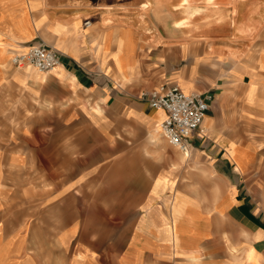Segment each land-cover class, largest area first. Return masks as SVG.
I'll list each match as a JSON object with an SVG mask.
<instances>
[{
    "label": "crops",
    "instance_id": "1",
    "mask_svg": "<svg viewBox=\"0 0 264 264\" xmlns=\"http://www.w3.org/2000/svg\"><path fill=\"white\" fill-rule=\"evenodd\" d=\"M51 1L0 0V264H264V44L200 78L175 68L173 51L188 47L173 42L188 35L155 46L139 27H87L91 10L65 17ZM41 44L62 55L56 69L12 64ZM165 84L213 96L189 154L139 97ZM98 151L136 173L120 208L88 206L101 195Z\"/></svg>",
    "mask_w": 264,
    "mask_h": 264
},
{
    "label": "rangeland",
    "instance_id": "2",
    "mask_svg": "<svg viewBox=\"0 0 264 264\" xmlns=\"http://www.w3.org/2000/svg\"><path fill=\"white\" fill-rule=\"evenodd\" d=\"M179 1L170 0V7L178 6ZM240 1L245 4L239 6L240 15L236 21H238V27L242 30L230 25L231 10L236 5V2L232 3V0H220V10L223 14L228 12L229 15L227 19L218 22L215 19L204 20L195 13L177 11L175 8L173 13H169L164 6L158 8L155 0H53L51 5L57 7L65 17L91 10L93 17L90 21L93 22L101 17H107L109 22L120 19L125 24L139 27L146 36L150 37V40L154 41L155 46L162 43L164 38L180 39L181 35H188L189 42H173L188 47L184 55L180 50L173 51L172 57L175 68L196 70L200 78H205L206 75L214 77L218 75V72L224 73L235 65V60L237 63L243 62L246 52L257 55L262 44H264V0ZM204 3L205 0H196L192 5L193 7L200 6V8H204L202 7ZM182 18L193 21H191L188 34L175 27V22ZM206 54L207 58L205 59ZM209 55L213 57L211 58ZM197 58H200V65H196ZM204 59L213 60L205 62ZM217 59L221 62H217ZM92 157L93 176L102 179L101 184L94 187V190L101 195L99 201L88 203V206L93 210L120 208L122 203L115 199L122 191L123 186L121 184L126 176L136 175L129 165V160L124 158V155H115L112 152L106 153L104 151L93 153ZM161 167L162 164L158 161V173L161 171ZM143 174L142 171L141 177H143ZM13 176L20 177L19 174L14 172ZM17 188L20 189V186ZM33 188H36V186ZM83 204L77 203L78 206H83ZM24 207L26 206L24 205ZM7 208L19 210L22 208V203L20 201L8 202ZM13 220H20V218H13Z\"/></svg>",
    "mask_w": 264,
    "mask_h": 264
},
{
    "label": "built area",
    "instance_id": "3",
    "mask_svg": "<svg viewBox=\"0 0 264 264\" xmlns=\"http://www.w3.org/2000/svg\"><path fill=\"white\" fill-rule=\"evenodd\" d=\"M90 20L85 22L89 26ZM62 55L45 44L31 46L13 55L15 66L30 65L42 73H49L61 64ZM140 99L156 110L165 111L161 132L168 143L187 153L193 135L201 133L204 119L213 96L210 93H186L177 84H165L153 91H142Z\"/></svg>",
    "mask_w": 264,
    "mask_h": 264
},
{
    "label": "bare ground",
    "instance_id": "4",
    "mask_svg": "<svg viewBox=\"0 0 264 264\" xmlns=\"http://www.w3.org/2000/svg\"><path fill=\"white\" fill-rule=\"evenodd\" d=\"M170 1V0H169ZM169 1H164V0H155V4L156 6L159 8H161V6L163 7H166V9L168 10L169 13H173L174 11V8L180 11H188V12H192V13H195L197 15H200V12L201 11H204L205 13H207L208 15L210 16H213V15H216L219 17L218 20H225L228 18V12L227 14L224 13L219 10L218 8H220L221 6L219 5L220 4V0H205V3L202 7H205V8H200V6L198 7H193L192 3L196 0H180L178 2V6H173L172 8L170 7L171 3L169 4ZM245 1V0H244ZM233 2H236V5L233 6V9L231 10V20L230 21V25H232L234 28H239L238 27V21L237 18H239V15H240V8L239 6L245 4L243 1H240L239 0H232V3ZM146 8V7H144ZM211 8H215V10H212ZM232 8V7H230ZM251 8V7H250ZM226 11V10H225ZM229 12H230V9H229ZM107 20V19H106ZM111 21V20H110ZM191 21L192 20H189V19H185V18H182L180 20H177L175 22V27L179 28L180 30H183L185 32V34H188L190 32V24H191ZM193 22V21H192ZM106 23H109L106 22ZM86 25V24H85ZM91 26V22L89 24V26L87 27H90ZM174 28V27H173ZM245 28V27H244ZM240 30H242V28H239ZM171 30V29H170ZM176 31V30H175ZM172 32V30H171ZM178 33V32H177ZM243 33V32H242ZM191 40V39H190ZM205 44V43H204ZM209 44V43H208ZM202 47V46H201ZM210 47V46H209ZM204 48V47H203ZM27 51V50H26ZM201 53V52H200ZM211 58L213 56L209 55ZM200 57V56H199ZM216 57V56H215ZM235 57V56H234ZM203 58V57H202ZM205 59L207 58V55H205L204 57ZM198 59V58H197ZM215 59V58H214ZM193 60V59H192ZM197 61V60H196ZM221 61V60H220ZM185 85V84H184ZM186 93H191V92H186ZM160 130H161V125H160ZM182 152V151H181ZM190 152V151H189ZM189 152L185 153V154H189Z\"/></svg>",
    "mask_w": 264,
    "mask_h": 264
}]
</instances>
